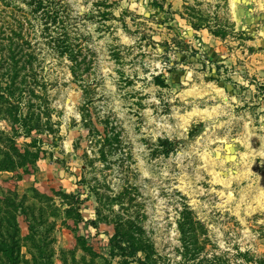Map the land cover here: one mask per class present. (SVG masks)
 <instances>
[{
  "label": "rangeland",
  "instance_id": "rangeland-1",
  "mask_svg": "<svg viewBox=\"0 0 264 264\" xmlns=\"http://www.w3.org/2000/svg\"><path fill=\"white\" fill-rule=\"evenodd\" d=\"M64 3L83 52L43 48L46 88L19 100L37 159L0 172V264H140L117 232L145 264H264V0Z\"/></svg>",
  "mask_w": 264,
  "mask_h": 264
},
{
  "label": "trees",
  "instance_id": "trees-1",
  "mask_svg": "<svg viewBox=\"0 0 264 264\" xmlns=\"http://www.w3.org/2000/svg\"><path fill=\"white\" fill-rule=\"evenodd\" d=\"M0 10V108L6 104L11 106L10 101L19 105L16 111L12 110V115L4 116L11 120L12 128L9 134L3 131L0 135V172H15L37 159V156L27 149L22 152L18 148L17 140L22 137L31 138L35 128H38L39 118L34 124L30 117L31 103H24L22 108L19 100L24 96H34L37 91H35L36 87L32 86H38L42 88L41 90L46 88V85L42 83L41 75L45 60L44 57L42 58V49L51 51L59 58L68 56L69 59L74 60L82 54L83 47L77 42L74 43L71 37L70 28L67 25L70 11L64 0H0ZM16 10L21 17L15 15ZM9 11H12L11 21L2 17ZM32 19L36 21L40 33L41 41L37 45L33 44L29 34ZM35 62H38L41 71L38 72L35 69ZM29 80H33L34 84H30ZM158 82L162 86L166 84V81L160 77ZM33 140L34 144L36 139ZM161 143L163 146H170V150H173L172 141L166 139L161 140ZM77 202L80 205L84 201ZM79 214L81 217V213ZM90 224L97 226L94 221ZM18 238L19 227L17 226L16 233L10 238L11 244L1 242L0 250L11 257L17 251ZM109 245L113 256L133 259L140 264H145L141 258H138L141 249L131 235L117 232L110 238Z\"/></svg>",
  "mask_w": 264,
  "mask_h": 264
}]
</instances>
